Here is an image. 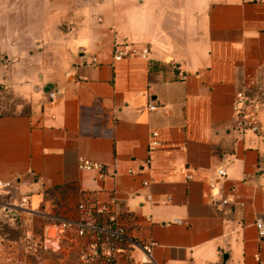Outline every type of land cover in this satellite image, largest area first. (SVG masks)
<instances>
[{
  "label": "crops",
  "instance_id": "1",
  "mask_svg": "<svg viewBox=\"0 0 264 264\" xmlns=\"http://www.w3.org/2000/svg\"><path fill=\"white\" fill-rule=\"evenodd\" d=\"M65 7L58 73L26 58L22 43L55 40V11L27 26L14 22L19 12L4 11L13 44L4 47L5 89L20 102L5 92L0 100V182L13 183L0 189V264H82L89 239L75 228L60 253L41 246L46 225L77 221L81 202L113 220L129 217L134 240L153 244L151 258L134 247L118 264H264L255 227L264 220V138L238 130L232 110L244 93L260 105L264 127V0ZM125 43L150 54L115 62L114 46ZM91 56L97 66L83 64ZM82 161L101 169H82ZM220 168L228 175L211 188ZM224 198L233 203L222 207Z\"/></svg>",
  "mask_w": 264,
  "mask_h": 264
},
{
  "label": "built area",
  "instance_id": "2",
  "mask_svg": "<svg viewBox=\"0 0 264 264\" xmlns=\"http://www.w3.org/2000/svg\"><path fill=\"white\" fill-rule=\"evenodd\" d=\"M150 49L147 46H137L135 44H116L113 49V59L115 62H120L128 58L148 57ZM83 64L97 66L98 58L91 56L84 60ZM80 66L77 65V67ZM50 100L57 98L55 92L48 94ZM155 106H150L149 110L154 111ZM236 127L243 132H250L264 138V127L259 122L260 105L249 100L244 93H239L236 96L235 103L232 107ZM157 133H153L150 141V151H154L157 146ZM149 166L151 159L146 161ZM80 168L86 170L101 169V166H93L88 162L82 161ZM228 175L226 168H220L215 172V177L210 180L211 188H215L217 182L224 180ZM147 184V183H145ZM13 186L12 182H0V189H8ZM232 192H235L233 189ZM28 198H22L18 208L25 210L28 205ZM233 201L224 198L221 201V206L232 204ZM79 218L73 222L70 220L59 219L56 223H49L44 230V238L41 246L44 251L51 253H60L63 250L64 241L66 240L67 232L75 228L79 238H88L89 243L84 247L82 253V264H118L117 255L121 252H127L134 247L143 248L149 258H151V246L141 247L131 236L130 232L133 229L132 220L129 217H123L121 220H113L111 226H99L94 223L96 215L99 211L90 207L86 202H81L78 205ZM100 212H106L102 209ZM258 235L264 239V220L258 218L255 222ZM123 246V247H122Z\"/></svg>",
  "mask_w": 264,
  "mask_h": 264
},
{
  "label": "rangeland",
  "instance_id": "3",
  "mask_svg": "<svg viewBox=\"0 0 264 264\" xmlns=\"http://www.w3.org/2000/svg\"><path fill=\"white\" fill-rule=\"evenodd\" d=\"M54 1H57V6H54L50 0H0V100L2 104H4V92L8 101L13 105L20 102L18 98L8 93L5 89L6 85L4 83V72L8 56L4 54V47L13 44H10L8 36H4V11L19 12L23 18L19 20L15 19L14 22H22L25 26L34 23L35 17L38 13L44 15L48 13L49 10L51 12L55 11V23L57 25V34L54 36L55 40H52L51 42L43 38L40 40L38 39L36 42H30L26 39L22 43L24 46L30 48L26 54V58L38 57L41 61L50 65V67H40V69L58 73L64 69L65 55L64 52L59 53L57 50L58 48L63 50L65 46L63 38L65 32L68 30V24L65 19V0ZM16 38L17 37H15L13 39L14 41H11V43H16Z\"/></svg>",
  "mask_w": 264,
  "mask_h": 264
},
{
  "label": "trees",
  "instance_id": "4",
  "mask_svg": "<svg viewBox=\"0 0 264 264\" xmlns=\"http://www.w3.org/2000/svg\"><path fill=\"white\" fill-rule=\"evenodd\" d=\"M99 226H111L113 224V219L110 216H104V214H98L94 222Z\"/></svg>",
  "mask_w": 264,
  "mask_h": 264
}]
</instances>
